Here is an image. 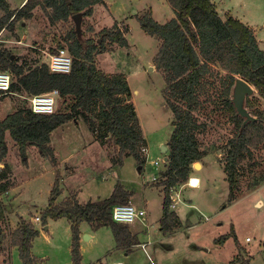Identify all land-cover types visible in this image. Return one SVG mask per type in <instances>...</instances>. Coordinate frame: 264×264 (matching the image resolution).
I'll return each instance as SVG.
<instances>
[{"label":"rangeland","instance_id":"obj_1","mask_svg":"<svg viewBox=\"0 0 264 264\" xmlns=\"http://www.w3.org/2000/svg\"><path fill=\"white\" fill-rule=\"evenodd\" d=\"M6 1L10 10H18L27 0ZM214 2L221 16L232 14L251 23L255 29L261 28L256 34L259 47L264 50V0ZM32 13L31 18L18 20L12 30L0 33V49L10 51L11 58L24 66L25 73L42 63L48 64V54L57 50L58 43L62 42L68 51L66 38L73 29L81 40L90 38L96 42H100L103 29L109 30L116 25L123 32L129 46L119 47L106 42V52L95 57L96 66L107 75L120 74L126 78L148 156L146 160L141 150L140 159L143 158L144 164L140 166L132 156L120 154L110 137L101 144L97 129L79 119L60 126L51 134L50 146L56 159L53 166L35 146L27 145L22 154L7 132V153L0 161V183H9L1 196L7 214L2 222L6 232L0 257L7 264H19L18 251L12 249L9 241L11 230L20 218L36 223L34 218L40 217L48 206L57 171L60 194L62 186L66 188L64 201L74 198L85 204L103 200L109 197L117 182L126 191L135 193L136 201H147L148 223L136 225L137 241L147 244V249L145 252L134 245L130 251L132 255L125 260L129 264H150L151 261L153 264H264V139L256 147H247L245 157L236 166L237 183L229 197L230 185L223 167L234 135V124L222 111L221 79L226 73L219 65L211 66V72L200 79L195 92L199 105L192 113L196 125L194 135L207 155L199 162L201 167L192 166L190 175L200 178L201 186L189 187L185 185L186 181L170 189L175 200L179 195L180 202L175 211L183 226L178 227L174 232L176 235L168 241L159 231L156 216L161 213L164 190L161 173L167 163L163 159L169 154L168 142L174 121L166 102L170 99L177 106L184 103L170 97L166 91L168 83L164 73L155 65L161 41L148 36L140 28L138 18L149 14L156 22L166 23L175 15L168 0H102L94 5L91 16L81 15L78 26L72 16L67 21L52 24L48 19L50 9L37 6ZM3 16L4 12L0 11V19ZM4 72L11 75V82L16 81L10 71ZM29 97L12 93L1 96L0 118L18 108L30 107ZM247 101L251 103L248 111L245 108L247 112L264 114V98L257 92L245 96L243 107ZM61 102L58 98L55 111ZM162 146L167 147L165 152L161 151ZM120 160L122 165L118 163ZM155 160H159L158 166L151 165ZM190 204L192 207L188 206ZM47 222L50 225L48 231H44V226L34 225L39 229L31 248L34 264H70L67 222L61 219ZM189 224L193 227L186 230L185 226ZM126 226L130 231L129 225ZM106 231L99 233L101 241L83 244L84 263L104 258L102 249L104 246L109 248L114 240L111 230ZM44 235L49 237L48 241ZM226 235L231 237L221 240ZM247 238L250 240L246 241Z\"/></svg>","mask_w":264,"mask_h":264},{"label":"trees","instance_id":"obj_2","mask_svg":"<svg viewBox=\"0 0 264 264\" xmlns=\"http://www.w3.org/2000/svg\"><path fill=\"white\" fill-rule=\"evenodd\" d=\"M168 2L175 15L166 23L156 22L149 14L138 18L140 28L148 36L161 41L155 65L164 73V79L168 83V89L165 90L169 91L170 97L184 103L177 106L170 99L166 102L174 121L168 142V160L161 173L164 190L159 223L164 233L179 225L175 214L169 209L170 189L178 183L186 182L192 166L207 155L200 149L194 135L196 125L192 113L199 105L196 86L203 76L211 72V66L219 65L226 73L221 79L220 103L222 111L227 113L234 124V135L223 167L226 181L230 185L229 197H232V187L237 183L236 166L245 157L247 147H256L264 139V114L249 110L251 113H248L254 120L244 123L245 118L237 114L232 101V89L237 79L245 81L264 98V50L259 47L254 31L230 15L221 16L211 0ZM99 3L102 0H27L18 10H10L7 1L0 0V11L4 12L0 19V33L6 29L12 30L18 20L31 18L32 11L37 6L43 10L50 9L48 19L54 24L57 21H67L77 14L89 17L94 5ZM100 35V42H96L90 38L81 40L74 29L69 32L66 41L72 62L67 74L50 71L46 62L25 73L24 66L11 58L10 51L0 49V70L10 71L16 77V81L11 82L10 93L33 96L56 89L62 100L59 109L50 115L35 114L26 106L0 118V161L7 153L5 134L8 132L22 154L27 145L35 146L40 155L55 166L56 159L50 146L51 134L68 122L82 119L97 129L101 144L110 137L120 154L132 156L139 161L140 166L144 164L140 153L145 139L134 105L130 101L128 82L120 74H105L97 68L95 61L96 55L106 52V42L128 47V40L116 25L112 29L101 30ZM61 43L51 53H57L58 49L63 48ZM250 106L251 103L247 101L244 108ZM118 163L122 165V160ZM55 174L48 206L40 220L42 226L47 224L48 218L68 220L71 231V264H81V222H86L93 230L109 228L118 248L129 249L136 244L128 226L114 222L111 217L113 206L127 204L133 195L131 191H126L117 182L109 197L103 200L80 204L71 198L56 204L60 189L59 173L56 171ZM8 187V181L0 183V245L3 239L2 222L7 214L1 196ZM38 233L33 224L21 218L18 227L10 233L11 245L17 247L21 264L35 263L31 248ZM229 237L231 236L226 235L221 240ZM233 239L237 242L235 237Z\"/></svg>","mask_w":264,"mask_h":264},{"label":"built area","instance_id":"obj_3","mask_svg":"<svg viewBox=\"0 0 264 264\" xmlns=\"http://www.w3.org/2000/svg\"><path fill=\"white\" fill-rule=\"evenodd\" d=\"M72 58L68 51L64 48L58 49L57 53L48 54V67L50 71L55 73L67 74L71 70V61ZM10 85H11V75L7 72L0 71V97L10 93ZM59 98L58 90L53 89L47 93H42L38 95H33L28 98L29 105L33 113L35 114H43L50 115L55 112V107L57 104V99ZM142 151L145 153L146 160L148 156V152L146 148H142ZM151 165L158 166L159 160H155L151 162ZM153 179H157L153 177ZM191 176L188 178L185 183L186 186H192ZM200 183L197 185L198 188ZM193 188H195L193 186ZM170 205L169 208L172 210L175 209L176 205L180 202L179 195H176V200L174 197L170 195ZM147 216V211L145 208H139L130 202L127 204H116L113 206L111 210L112 220L118 224L130 225L135 223L136 221L144 222ZM35 221H39V217L34 218ZM250 239L247 238L246 241ZM146 244L142 243L140 247L145 250ZM153 264V263H151Z\"/></svg>","mask_w":264,"mask_h":264},{"label":"crops","instance_id":"obj_4","mask_svg":"<svg viewBox=\"0 0 264 264\" xmlns=\"http://www.w3.org/2000/svg\"><path fill=\"white\" fill-rule=\"evenodd\" d=\"M214 4H215V0H211ZM218 1H221V0H218ZM216 6V5H215ZM217 8V7H216ZM218 11H219V9H217ZM220 12V11H219ZM230 16H232V17H234L232 14H230ZM173 18V17H172ZM234 18H236V17H234ZM236 19H238L239 21H241L242 23H244L245 25H247L248 27H250L253 31H254V35H255V37L257 38V34H256V32H258V31H260L261 30V28H259V29H255V28H253V26L251 25V23H249V22H247V21H245V20H242V19H239L238 17L236 18ZM257 41H258V38H257ZM259 43V42H258ZM200 167H201V164H200ZM163 168H164V166H163ZM163 170V169H162ZM191 176V175H190ZM199 180H200V185H199V187L201 186V179L200 178H198ZM62 188H63V191L61 192V194L58 196V198L56 199V204H60V203H62L63 201H64V199H62L63 198V196H64V194H63V192L65 191V187H63L62 186ZM128 190V189H127ZM130 190V189H129ZM144 191H145V189H144ZM135 193H133V195L130 197V199H129V202L130 203H134L135 205H137V207H140V208H146L145 206H146V203H147V201H144V200H140L139 199V202L138 201H136L135 199ZM98 200H100V199H97V200H95V201H98ZM162 200H163V197H162ZM80 202V201H79ZM179 204V203H178ZM177 204V205H178ZM176 205V206H177ZM188 206H190V207H192V205L190 204V205H188ZM175 209H176V207H175ZM175 209H173L174 211H172L174 214H175V216H176V218H177V220H178V222H179V225H178V227H181V226H183V222H182V219H181V217H180V215L175 211ZM171 211V210H170ZM161 216H162V206H161V213H158L157 214V216H156V222H157V225L159 226V231L162 233V238L164 239V240H166V241H168V239L170 238V237H173V236H175L176 234L174 233L176 230H177V228H175V229H173L172 231H170V232H167V233H164L163 232V230L160 228V218H161ZM36 217H39V216H36ZM59 219H61V220H65L66 222H67V224H68V229H69V239H70V246H69V256H70V264H71V255H70V247H71V231H70V224H69V222H68V220L66 219V218H59ZM59 219H56V220H59ZM148 219H149V212H148V210H147V216H146V219H145V221L144 222H141V221H136L135 223H133V224H130L129 225V227L131 228L130 229V232H131V234L134 236V238H135V241H136V244H134L135 245V247H140V245L142 244V243H139L138 241H137V233H138V227H136V225H143V224H145L147 221H148ZM56 220H53V219H50V218H48L47 219V221H53V222H55ZM39 221H40V217H39ZM39 221H34V222H36V223H34L33 225H40L41 227H43L42 225H41V223H39ZM148 223V222H147ZM18 224H19V221L16 223V224H14V228H12V230H11V233H12V231H14L17 227H18ZM147 226V225H146ZM193 227V225H186L185 226V229L186 230H190L191 228ZM36 228V227H35ZM49 228H50V225L48 224V222H47V224L43 227V229H44V231H48L49 230ZM183 228V227H182ZM37 229V228H36ZM37 230H39V229H37ZM106 230H110L109 228H107V227H102V228H99V229H97V230H93L86 222H81L80 224H79V233H80V240H79V251H80V254L82 253V246H83V244L84 243H92V242H95L96 240H98V241H101L100 240V236H99V233L102 231V232H106L107 233V231ZM6 231H3V234L5 233ZM39 232V231H38ZM111 232V231H110ZM179 232V231H178ZM177 233V232H176ZM39 234V233H38ZM111 234H112V232H111ZM170 234V235H169ZM186 234V233H185ZM87 235V238L86 239H84V236H86ZM38 236V235H37ZM36 236V237H37ZM45 236V238H46V240L48 241L49 240V237L47 236V235H44ZM112 236H113V234H112ZM35 237V238H36ZM34 238V239H35ZM113 239H114V237H113ZM10 241V240H9ZM33 242H34V240H33ZM32 242V243H33ZM10 244H11V242H10ZM112 245H110V247L108 248V247H105L104 246V250L102 249V253H104L105 252V254H104V258L102 259V260H100V259H98V260H96L95 262H90V263H84L83 261H82V255H81V264H91V263H95V264H129L128 262H126L125 260H127L131 255H132V253L130 252L132 249V247H134V245L133 246H131L129 249H121V248H118L117 247V244H116V242H115V239L113 240V242L111 243ZM162 245H164V244H161V246ZM12 246V245H11ZM160 245L158 246V247H161ZM163 248H166L165 246H162ZM0 248H2V244L0 245ZM12 249H15L16 250V252L18 251V249H17V247L16 246H12ZM12 249H11V251H12ZM146 249H147V244H146V246H145V252H146ZM155 251V250H154ZM10 259V258H9ZM21 261V260H20ZM19 261V264H21V262ZM9 264H10V262H8ZM151 263H154V262H152L151 261ZM150 263V264H151ZM0 264H7V261L5 262L4 261V258L3 257H0Z\"/></svg>","mask_w":264,"mask_h":264},{"label":"water","instance_id":"obj_5","mask_svg":"<svg viewBox=\"0 0 264 264\" xmlns=\"http://www.w3.org/2000/svg\"><path fill=\"white\" fill-rule=\"evenodd\" d=\"M73 19L76 21L77 26H78V21L81 19V14H77L72 16ZM253 93V89L250 87L249 84H247L245 81H243L242 79H237L235 81V85L233 88V94H232V101H233V105L236 109V112L238 115H240L241 117L245 118L244 123H246L247 121H253L254 118H252L249 113L246 111V109L243 107V102L245 99V96H249ZM167 150L166 146H162L161 147V151L165 152ZM168 158L164 157L163 162H167ZM194 168H199L200 167V163L196 162L193 165ZM87 238V235L84 236V239Z\"/></svg>","mask_w":264,"mask_h":264},{"label":"bare ground","instance_id":"obj_6","mask_svg":"<svg viewBox=\"0 0 264 264\" xmlns=\"http://www.w3.org/2000/svg\"><path fill=\"white\" fill-rule=\"evenodd\" d=\"M190 183H191L192 186H189V184H188L189 187H193L194 186L196 188L197 185L200 183V180L197 177H195V176H191Z\"/></svg>","mask_w":264,"mask_h":264}]
</instances>
